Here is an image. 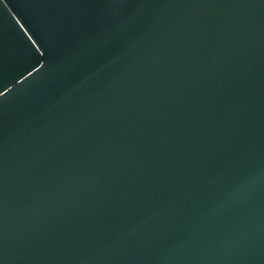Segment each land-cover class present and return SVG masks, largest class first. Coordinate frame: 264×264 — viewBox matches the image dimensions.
<instances>
[{
    "label": "water",
    "instance_id": "obj_1",
    "mask_svg": "<svg viewBox=\"0 0 264 264\" xmlns=\"http://www.w3.org/2000/svg\"><path fill=\"white\" fill-rule=\"evenodd\" d=\"M0 264H264V0H0Z\"/></svg>",
    "mask_w": 264,
    "mask_h": 264
}]
</instances>
